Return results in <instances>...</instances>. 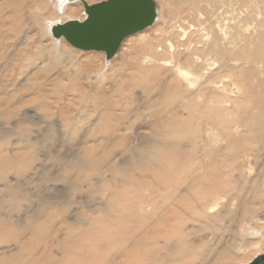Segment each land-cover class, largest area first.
Segmentation results:
<instances>
[{
  "label": "bare ground",
  "instance_id": "1",
  "mask_svg": "<svg viewBox=\"0 0 264 264\" xmlns=\"http://www.w3.org/2000/svg\"><path fill=\"white\" fill-rule=\"evenodd\" d=\"M16 1L18 0H8V2L6 0V5L17 13ZM52 1L56 15L51 20L47 19L44 28L46 34L54 40L56 51L60 54L66 45L64 47L62 44L59 45L63 38L53 37L52 27L71 20L82 22L89 15L85 11L84 3L80 0ZM75 1L81 2L84 6L83 14L85 15L81 20L75 18L80 13L78 8L70 7L67 11L65 9ZM84 1L92 5L94 0ZM154 1L157 5L158 16L152 26L158 20L165 19V7L158 1ZM163 1L170 8L171 13L177 14L178 20L171 19L168 28L162 27L157 30L156 34L161 35V39L157 42L144 38L145 42L148 41L144 48L148 54L142 57L143 60L145 59L144 62L113 64L112 74L117 72L116 68L119 65L124 71V77H121L116 84L106 87V84L102 82L107 83L108 80L109 82L112 80L110 76L107 77L109 73L107 70L112 67L109 65L118 57L124 42L126 41L127 45H136L137 40L128 39L131 36L127 38L128 40H124L121 48L111 60H107L106 54L101 52L105 54V64L102 61L101 68L96 67L95 56H89L78 63L75 78L78 77V81L81 80L79 76L92 79L90 81L91 91H87L83 83H79L77 91L67 89L69 93L77 94L84 105L78 117L70 116L71 111L66 110V106L63 110L66 114V126L78 132L84 130L87 133L82 140L85 146L79 152L65 153L62 159L59 157L57 160L64 161L66 174L73 169H91L99 176L100 182L105 183L103 187L106 190L113 189L116 192V187L108 186L110 184H108L107 174L116 173L118 166H108L114 156L115 148L131 144L133 137L123 135L116 144L113 145L111 142L115 135L124 128L133 127L137 131L145 128L148 129L149 134L135 135L134 139L138 140V143L129 152L127 151L125 156L131 159L134 166L142 168L144 173L150 172L148 166L151 163H157V165L160 163L153 173L176 172L179 178L176 185L175 176L173 177L176 187L174 186L175 189L171 194H164L167 198L157 200L158 202L153 199L151 201L155 206L153 213L156 214L158 225H166L179 219L188 222V217H190L195 222H203L206 227L209 224L212 225L214 219L224 218L221 213L215 215L217 209L223 207V212H229V206H235V202L236 211H238L235 217L230 213L226 215L229 223L235 222L240 213H243L241 218L245 221L246 214L254 216L258 213L257 204L254 202L256 197L245 200L244 196L251 191L254 195L255 189L259 187V178L256 176L248 180L242 175L235 174L239 154L244 152V156L248 157L250 152L255 163L263 162V168L259 167L258 171L264 170V0ZM43 3L44 0H39L38 6ZM65 17L67 19L63 23L62 20H65ZM200 25L206 26L203 29L205 33L193 38L192 35ZM5 26L6 23L0 22V39L6 35V32H9L3 30ZM19 31L17 26L10 30L15 33V37L19 35ZM203 40L208 41L206 47L202 44ZM170 53V59L166 58ZM0 59L2 60L3 57L1 56ZM134 60H139V56L134 57ZM145 63L151 65L145 66ZM235 63H239L237 67L230 66ZM212 66L215 69L212 70ZM44 70H48L46 64H42L41 69L25 82L24 86L21 84L18 90H14V93L5 90L7 87L1 81L0 95L9 97L12 94H28V96L20 97L21 100L16 103L0 101V109L6 107V104L9 111H20L23 107L37 105L36 108L40 111H48L52 106L45 102L48 96V84L43 75ZM224 72L226 74H223ZM51 83L54 82L51 81ZM234 89L238 93H235ZM136 90H141L145 94L147 101L143 106L138 103L139 99L137 101ZM133 99L134 101L130 102ZM142 107L151 111L148 118L140 111ZM84 115L87 116L84 117ZM28 144L32 146L31 142L26 145ZM23 153L16 152L15 158L20 160ZM8 159L6 154L0 155V162ZM164 161L169 164L161 165ZM233 165L235 167L230 168ZM227 167L231 171H227ZM122 173L124 174L123 179L127 180L128 174ZM67 178V183H65L71 189L73 185ZM88 184L91 190L97 191L98 187L96 189L92 180ZM207 184L210 187H206ZM22 188L24 187L18 186L13 189L14 193L11 190L10 199L23 201L28 198V191ZM16 194L19 197H16ZM194 194L200 197L192 199L191 195ZM7 201L0 204V209L10 204ZM107 201L104 205L106 208L103 205L97 208L99 216L95 217L96 214H91L92 224H96L99 218L109 217L112 214L111 211L117 208L115 204H112V198ZM41 207V213L39 212L38 216L33 218L36 224H39L44 212L50 210L48 204ZM62 211V220L67 228L70 226L67 208L64 207ZM187 211L194 212L196 216H191ZM54 213L51 212L50 218L54 217ZM0 224L4 223L1 221ZM41 225L45 224L41 223ZM43 226L33 234L34 237L46 235L41 232ZM76 226H85V224L79 221ZM251 230V235L256 237V241L243 243L246 246H256L259 251L264 252L263 230ZM215 231L217 230H214L216 240L222 242L224 236H217L218 233ZM192 234L189 232L186 237L189 238ZM57 235L58 231L53 237L58 238ZM218 241L215 242L216 247L214 244L210 247L203 244L196 245L194 242L192 248L186 244L187 240L186 243L178 242L171 246L168 242H163L160 252L184 255L186 258L196 260L202 259L204 261L202 264H207L204 258L206 259L207 255L216 251L218 259L229 260L234 244L229 245V241L224 240L223 246ZM52 245L56 251L60 249L58 247H61L54 239ZM201 250L203 252L198 253ZM165 252L158 254L160 258L158 262L160 264L172 263L167 261L168 256L165 257ZM216 262L213 261V264Z\"/></svg>",
  "mask_w": 264,
  "mask_h": 264
},
{
  "label": "rangeland",
  "instance_id": "2",
  "mask_svg": "<svg viewBox=\"0 0 264 264\" xmlns=\"http://www.w3.org/2000/svg\"><path fill=\"white\" fill-rule=\"evenodd\" d=\"M101 1L105 0H94L91 4ZM156 1L165 7V19L158 20L159 22L157 21L154 26L128 38L137 40L136 45H127L126 41L124 42L118 57L112 60L109 65L112 67L107 70L109 71L107 77L110 76L112 80L110 82L108 80L107 83L102 82L106 84V87L116 84L121 77H124V71L120 65L116 68L117 72L112 74L114 63L144 62L145 59L143 60L142 57L144 54H148L147 51H144L148 41L144 40L157 42L161 39V35L156 34L157 30L162 27L168 28L171 19L178 20L177 14L171 13L170 8L165 5L163 0ZM16 2L17 13L6 5V0H0V22L6 23L3 30L9 31L0 39L2 40L0 42V57H3L2 60L0 59V82L2 81L7 87L5 90L14 93V90H18L41 69L42 64H46L48 70H44L43 75L47 79L45 81L48 84V96L44 101L52 107L48 111H40L36 108L37 105H31L23 107L20 111H9L6 104V107L0 109V155L6 154L9 158L0 162V204L7 200L10 203L0 209V222L4 223L0 224V264H160L158 254L165 252H160L163 242H168L171 246L178 242L186 243L187 240L186 244L189 247L194 242L196 245L203 244L211 247L214 244L216 247L215 242L218 240H216L214 230H217L215 231L218 233L217 236L223 235L224 240L229 241V245L234 244L232 250L234 254L232 253L229 260L221 261L218 259L216 251H213L206 256V259L204 258L207 264H213V261H217L215 264H249L259 254H264L256 246H246L243 243L256 241V237L251 235V229H261L264 233V170L258 171L261 167L263 168V162L255 163L250 152L248 157L244 156V152L239 154V163L235 174L242 175L248 180L256 176L259 178V187L255 189L254 195L251 191L244 196L245 200L256 197L254 202L258 208L254 207L257 208V215L246 214L244 221L241 218L243 213H240L235 222L229 223V218L226 215L230 213L235 217L238 211H236L235 202V206H229V212H223V207L217 209L215 215L221 213L224 218H216L212 221V225L209 224L206 227L203 222H195L190 217H188V222L179 219L166 225H158L156 214L153 213L155 206L151 201L153 199L158 202L162 198H167L164 194L172 193L179 178L176 172L153 173L160 163L158 165L151 163L148 166L150 172L144 173L142 168L134 166L131 159L125 156L138 143L134 136L149 134L148 129L142 128L137 131L133 127L124 128L115 135L111 142L113 145L116 144L123 135L133 137L131 144L115 148L114 156L108 166H118L116 173L107 174L108 184H110L108 186L116 187V192L113 189L106 190L103 187L105 183L100 182L99 176L89 168L73 169L68 174L65 173L64 161H58L57 158L62 159L63 154L72 151L79 152L85 146L82 140L87 135L84 130L78 132L74 128L66 126L64 107L66 106V110L71 111L70 116L78 117L84 105L77 94L69 93L67 89L77 91L79 83H83L87 91H91L90 81L92 79L79 76L81 80L78 81V77L75 78L78 72V63L89 56H95L94 63L96 67L101 68L102 61L105 64V54L98 51L83 52L74 49L64 39L60 40L59 45L66 46L62 49L61 55L58 54L54 40L46 34L44 28L47 19L51 20L56 15L53 1L44 0L41 6H38L39 0H18ZM73 3L65 9L67 11L70 7L78 8L80 13L75 18L81 20L85 15L83 14L84 6L78 1ZM64 19L63 23L66 22L67 17ZM16 26L20 31L19 35L15 37V33L10 30ZM205 27V25H200L192 37L197 38L204 34ZM207 43V40L202 41L205 47ZM68 51L69 53H67ZM137 55L139 60L136 61L134 57ZM169 57H171V53L166 56L170 59ZM134 61L135 63H133ZM238 64H230V66L237 67ZM211 69H215L214 66ZM136 91L137 101L139 99L138 103L143 106L147 101L145 94L141 90ZM234 92L238 93L235 89ZM24 96L26 97L28 94H12L9 97L0 95V101L16 103L21 100L20 97ZM132 101L134 99L130 102ZM140 111L146 115V118L151 113L145 107H142ZM133 115L134 113H132V117H134ZM86 116L84 115V117ZM29 142L32 143L31 147L29 144L26 145ZM71 148L73 150H69ZM16 152H24L20 160L15 158ZM166 163L167 161H164L161 165ZM229 164L231 165V162ZM234 167L235 165L230 166V168ZM226 170L228 171L229 167ZM122 172L128 174L127 180L123 179ZM66 177L71 180L73 185L71 189L66 185ZM90 180L95 184L96 189L98 187L97 191L91 190L88 184ZM18 186H22L24 187L22 189L28 191L29 196L23 201L10 199L11 190L13 191ZM206 187H210V185L207 184ZM16 195L14 196L19 197L18 194ZM198 197L200 196L197 194L191 195L192 199ZM111 198L112 204H115L117 208L111 211L112 214L109 217L99 218L96 224H92L91 214H96L95 217L99 216L97 208L106 205L107 200ZM47 204L50 210L44 212V215L42 213L43 217L39 224H36L37 222L33 221V218L38 216L39 212L41 213V206ZM64 207L67 208L70 222V226L67 228L62 220ZM51 212H55L53 218H50ZM187 212L191 216H196L192 211ZM79 221H82L85 226H76ZM41 223L45 225L43 226ZM41 226H43L41 232L46 235L34 237L33 234ZM56 231H58V238L53 237ZM189 232L193 234L187 238L186 234ZM53 239L61 246L57 251L53 248ZM224 240L218 241V243L224 246ZM202 252L203 250L198 251L200 254ZM165 253V257L168 256L167 261L172 262L168 264H202L204 262L202 259L196 260L195 258H186L184 255Z\"/></svg>",
  "mask_w": 264,
  "mask_h": 264
},
{
  "label": "water",
  "instance_id": "3",
  "mask_svg": "<svg viewBox=\"0 0 264 264\" xmlns=\"http://www.w3.org/2000/svg\"><path fill=\"white\" fill-rule=\"evenodd\" d=\"M80 1L89 17L54 25L52 35L82 51L104 52L107 60L117 54L125 39L152 26L158 16L154 0H109L92 5ZM101 34L106 38L101 39ZM250 264H264V255Z\"/></svg>",
  "mask_w": 264,
  "mask_h": 264
},
{
  "label": "snow or ice",
  "instance_id": "4",
  "mask_svg": "<svg viewBox=\"0 0 264 264\" xmlns=\"http://www.w3.org/2000/svg\"><path fill=\"white\" fill-rule=\"evenodd\" d=\"M130 7H132V9H133V11H134V5H133V6H130ZM100 38H101V39H105L106 37H105L103 34H101Z\"/></svg>",
  "mask_w": 264,
  "mask_h": 264
}]
</instances>
